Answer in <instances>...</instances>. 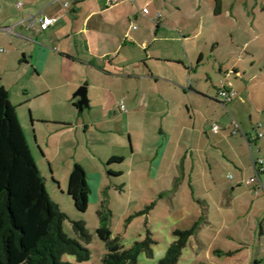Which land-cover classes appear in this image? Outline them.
<instances>
[{
  "label": "rangeland",
  "instance_id": "1",
  "mask_svg": "<svg viewBox=\"0 0 264 264\" xmlns=\"http://www.w3.org/2000/svg\"><path fill=\"white\" fill-rule=\"evenodd\" d=\"M17 1L0 0V26L5 25L6 15L20 11L16 8ZM222 4L220 14L215 11L216 0H142L140 7L136 4L138 14L132 17V22L124 24L125 28L133 24L136 29H179L183 35L189 34L190 29H215L216 36L212 39L204 33L187 45L195 60L198 50L204 52L199 79L202 86H207L209 95H201L194 115L198 116L196 128L206 145L202 148L212 147V152L208 162L202 150L203 160H197L195 170H188L186 176L181 167H177L182 154L176 156L173 167L169 165L158 172L150 170L153 156L145 157V153L139 151L131 155L129 135L122 133L118 118V122H108L99 130L94 128L86 132L81 126L61 132L56 118L64 116L77 124L78 119L82 121L89 115V110L79 114L67 104L59 111L48 102L51 94L36 96L43 80L32 74L31 66L19 61L13 38L0 32V86L8 90L10 101L16 107L48 192L68 215L64 231L78 238L74 221H83L91 234L89 243L82 242L90 249L91 257L79 264H103V256L108 251L97 233L98 209L102 202L112 213L109 226L113 238L119 236L125 248L145 238L147 230L152 233L156 241L153 256L141 254L139 264H158L175 241L174 232L191 229L197 223V232L190 238L177 264H255V252L264 247V234L260 235L258 226L259 216L262 215L261 220L264 217V191L257 195L258 180L245 183L254 173L246 139L242 134L232 136L223 128L225 120L229 122L235 118L244 132L249 129L253 132V127L259 124L264 134V0H222ZM143 6L149 13L143 12ZM211 46H218L216 56ZM235 67L241 71L239 75L233 70ZM223 84L232 85L238 92L243 87L247 91L243 95L239 93L240 97L229 104L218 102L215 97H219ZM75 93L73 91L71 96ZM191 93L195 99L200 97H196L193 89ZM208 101H213L212 108L217 106L215 112L207 113ZM215 124L222 128L218 135L212 133ZM157 133L152 128L148 137L144 135L153 150L155 146L150 143L154 139L151 138L156 140ZM208 135L214 139L206 140ZM240 137L244 139L243 145L236 140ZM195 144L196 141L192 142L193 147ZM260 144L261 152L254 142L251 146L256 157L264 158V137L260 138ZM143 149L147 151L146 143ZM172 151L170 148L168 155ZM113 155L125 156V159L109 163ZM75 161L87 170L90 193L86 212L76 209L68 193L69 175ZM120 171L121 174L115 173ZM262 180L264 182V174ZM232 187L237 188L234 195ZM231 201L235 202L236 210L223 208L222 202L229 205ZM207 216L212 225L206 222ZM221 250L238 253L234 257L219 256ZM261 256L264 258V253ZM62 260L77 262L74 255H64Z\"/></svg>",
  "mask_w": 264,
  "mask_h": 264
},
{
  "label": "crops",
  "instance_id": "2",
  "mask_svg": "<svg viewBox=\"0 0 264 264\" xmlns=\"http://www.w3.org/2000/svg\"><path fill=\"white\" fill-rule=\"evenodd\" d=\"M19 2H22L21 6H18ZM136 4L140 7L142 0H18L16 8L21 13L16 11L15 14L10 12L6 15L5 25L0 26V32L13 38L12 43L16 45V51L20 55L19 61L31 66L32 74L43 80L42 88L36 92V96L51 94L48 102L59 111L67 104L76 108L79 114L89 110V115L82 118V121L78 119L77 124L64 116L56 118V123L62 128L61 132L81 126H84L86 132L94 128L99 130L108 122H118V118L122 123V133L129 135L131 155L139 151L145 153V157L153 156L152 165L153 162L156 164L151 165L150 170L158 172L163 167H173L176 156L182 154V161L177 167H181L186 176L188 170H195L197 160H203L202 150L208 162L211 161L209 153L212 152V147L202 148L206 145L201 137L202 133L196 128L198 116L194 115L201 95H209L207 86H202L199 79L205 60L204 52L198 50L195 60L189 54L187 45L190 40H196L204 33L209 34L212 39L216 36L215 29H190L188 31L191 34L183 35L179 29H136L133 24L125 28L124 24L132 22V17L138 14ZM215 11L222 13V0H216ZM31 16H48L56 18V21L46 29H41L39 23L34 28H29L25 21ZM5 28L13 29L14 32ZM211 49L216 56L218 46H211ZM233 70L237 75L241 73L236 67ZM81 86L87 87L89 98V107L85 106L83 110L78 105L80 97L71 96ZM225 87L237 92L229 102L240 97L239 93L243 95L247 91L243 87L238 92L230 84H223L220 89ZM192 89L196 97L200 96L198 99L193 97L195 95L191 93ZM215 98L221 102L220 94ZM212 102L207 103V113L217 109V106L211 107ZM122 103L126 105L125 110L121 108ZM225 121L224 130H229L236 137L242 134L249 144L254 173L245 183L251 184L258 180L257 195H260L264 191V170L257 169L255 159L263 157L255 156L251 144L254 142L257 151L261 152L260 138L264 137L261 126L258 124L253 127L254 133L250 129L234 133V123L238 121L235 118ZM152 128L158 131L156 140L151 138L155 141L150 143L155 146L154 150L144 138L145 134L148 137ZM212 133L218 135L220 131L212 129ZM208 136L206 140L214 139ZM240 138L236 140L243 145L244 139ZM194 141L196 144L193 147ZM214 141L217 142V138ZM144 143L146 152L143 149ZM170 148L173 151L168 155ZM236 191L237 188L232 187V195ZM230 203L226 205L227 203L222 202L223 208L236 210L235 202ZM261 216L258 220L260 235L264 234V217L261 220ZM206 222L212 225L208 216ZM220 252L219 256L227 254L230 257L237 256L238 253L231 250ZM255 253L254 263L261 264L264 261L261 256L264 247Z\"/></svg>",
  "mask_w": 264,
  "mask_h": 264
},
{
  "label": "trees",
  "instance_id": "3",
  "mask_svg": "<svg viewBox=\"0 0 264 264\" xmlns=\"http://www.w3.org/2000/svg\"><path fill=\"white\" fill-rule=\"evenodd\" d=\"M123 160V156H112L109 163ZM68 193L76 209L86 212L90 186L87 171L79 162L69 175ZM98 215L97 233L108 250L103 264H139L141 254L153 256L156 241L149 230L145 238L125 248L119 236L113 238L109 226L112 213L105 202ZM67 219V213L46 188L8 90L0 86V264H79L89 260L90 249L82 243L91 241L87 225L74 221L78 238L71 237L64 231ZM198 226L199 223L188 230H176L175 241L158 264H177ZM64 255H74L77 262L63 261Z\"/></svg>",
  "mask_w": 264,
  "mask_h": 264
},
{
  "label": "built area",
  "instance_id": "4",
  "mask_svg": "<svg viewBox=\"0 0 264 264\" xmlns=\"http://www.w3.org/2000/svg\"><path fill=\"white\" fill-rule=\"evenodd\" d=\"M22 2L18 3V6H21ZM66 6H68V3H65ZM143 12L144 13H149V10L147 7L143 8ZM54 21H56V18L53 17H48V16H44V17H38V16H31L30 18H28L25 22L26 25L29 28H34L36 26L37 23H39L41 29H46L47 27H49V25H51ZM7 31L9 32H14L13 29H9V28H5ZM236 95V91L234 90H230L228 88H223L220 92V96H221V101L223 102H228L230 101L234 96ZM121 108L123 110L126 109V105L124 103L121 104ZM235 128H234V133H237L238 131L242 130L240 124L238 122H235ZM213 130L215 132H219L220 131V126L215 124L213 125ZM255 164L257 165V169H261L264 170V159L263 158H258L255 159ZM263 187V186H261ZM261 187H259L261 189ZM256 193H258V191L256 190ZM262 227L264 229V219L262 221Z\"/></svg>",
  "mask_w": 264,
  "mask_h": 264
},
{
  "label": "water",
  "instance_id": "5",
  "mask_svg": "<svg viewBox=\"0 0 264 264\" xmlns=\"http://www.w3.org/2000/svg\"><path fill=\"white\" fill-rule=\"evenodd\" d=\"M74 96H79L80 100L78 101V105L80 110H83L85 106L89 107V98L87 95V87L81 86L75 93Z\"/></svg>",
  "mask_w": 264,
  "mask_h": 264
}]
</instances>
